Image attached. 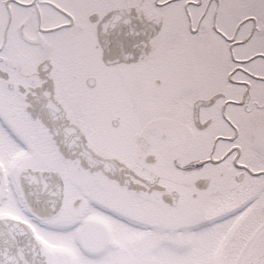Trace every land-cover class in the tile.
<instances>
[{"label":"snow or ice","instance_id":"1","mask_svg":"<svg viewBox=\"0 0 264 264\" xmlns=\"http://www.w3.org/2000/svg\"><path fill=\"white\" fill-rule=\"evenodd\" d=\"M0 264H264V0H0Z\"/></svg>","mask_w":264,"mask_h":264}]
</instances>
